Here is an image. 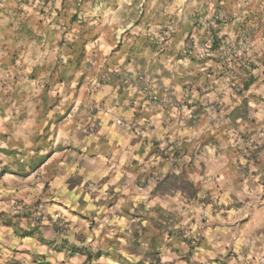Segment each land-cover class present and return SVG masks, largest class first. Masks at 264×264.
Listing matches in <instances>:
<instances>
[{"label":"clouds","instance_id":"clouds-1","mask_svg":"<svg viewBox=\"0 0 264 264\" xmlns=\"http://www.w3.org/2000/svg\"><path fill=\"white\" fill-rule=\"evenodd\" d=\"M0 15V264H264V0Z\"/></svg>","mask_w":264,"mask_h":264},{"label":"crops","instance_id":"crops-1","mask_svg":"<svg viewBox=\"0 0 264 264\" xmlns=\"http://www.w3.org/2000/svg\"><path fill=\"white\" fill-rule=\"evenodd\" d=\"M3 20L4 18H0V22H3ZM13 181L17 183H21L25 181V178L21 176L13 175L11 169L4 172L3 174H0V203H6L10 197L14 196V192H12L11 190H8L7 192L3 191V188H7V186ZM3 215H4L3 213H0V217H2ZM25 215H27V213ZM119 219L121 224L123 225L126 220V217H120ZM10 223L11 221L0 220V224H2L5 227L8 226ZM143 223H147V221H144ZM133 235H135V232L133 233ZM132 248L133 251H142L139 245L135 243L132 245ZM52 251L55 253V255L46 257L47 264H56V257L60 256V253L55 252V249H53ZM64 258L68 259L70 264H85V261L87 260V257H80L75 255H67ZM61 264H63V260H61Z\"/></svg>","mask_w":264,"mask_h":264},{"label":"rangeland","instance_id":"rangeland-1","mask_svg":"<svg viewBox=\"0 0 264 264\" xmlns=\"http://www.w3.org/2000/svg\"><path fill=\"white\" fill-rule=\"evenodd\" d=\"M0 18H4L2 15H0Z\"/></svg>","mask_w":264,"mask_h":264}]
</instances>
